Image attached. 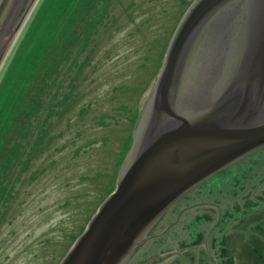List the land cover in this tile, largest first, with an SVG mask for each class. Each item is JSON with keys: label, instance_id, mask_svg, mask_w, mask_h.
Wrapping results in <instances>:
<instances>
[{"label": "rangeland", "instance_id": "1", "mask_svg": "<svg viewBox=\"0 0 264 264\" xmlns=\"http://www.w3.org/2000/svg\"><path fill=\"white\" fill-rule=\"evenodd\" d=\"M76 1L41 0L4 60L0 151L31 81L55 43L56 30ZM187 1L193 0L114 4L109 30L98 37L99 47L78 81L72 109L52 119L49 136L58 138L41 156H33L30 170L17 183V195L1 216L0 264H60L74 234L108 198L116 185L117 166L120 161L123 165L133 145V113L145 108L156 78L144 96L139 90L118 88L149 82L154 63L145 56L151 54L157 62ZM70 77L64 78L65 84ZM122 105L132 112L120 109ZM263 179L261 149L179 201L176 210L154 226L155 238L141 246L129 264H264V245L255 235L264 230ZM242 234L249 241L246 246Z\"/></svg>", "mask_w": 264, "mask_h": 264}, {"label": "water", "instance_id": "2", "mask_svg": "<svg viewBox=\"0 0 264 264\" xmlns=\"http://www.w3.org/2000/svg\"><path fill=\"white\" fill-rule=\"evenodd\" d=\"M40 0H0V69ZM116 189L60 264H125L187 192L264 147V0H195Z\"/></svg>", "mask_w": 264, "mask_h": 264}, {"label": "trees", "instance_id": "3", "mask_svg": "<svg viewBox=\"0 0 264 264\" xmlns=\"http://www.w3.org/2000/svg\"><path fill=\"white\" fill-rule=\"evenodd\" d=\"M193 1L185 3L182 16ZM115 3H121V0H77L75 8L66 14L64 23L60 29L56 30L55 43L48 51L47 57L42 62L35 78L31 81L29 90L18 108L19 111L12 120V129L8 139L3 143L0 151V207L2 208L0 223L1 216L6 214L13 198L17 195V183L22 182L23 179L21 175L31 168L33 156H41L45 150L50 148V144L58 138L57 136H49V129L53 123L52 119L55 116L61 118L72 109L77 95L75 93L78 92L79 88L78 81L86 67L93 63V56L99 47L98 37L109 30L108 24L112 17L110 12ZM133 5L131 4L125 10L128 12L129 7ZM148 22L149 20L146 19L141 24L145 26ZM102 29H104L103 33ZM167 45L157 57V62L151 54L145 56L148 62L154 63L153 73L146 85L143 86L140 81L138 86L118 89L122 91L139 90L144 96L161 70ZM68 74L71 77L69 80L67 79L68 82L65 84L64 78H67ZM120 109L128 113L132 112L125 105H122ZM140 112L141 109L137 108L133 113L132 128L134 129L141 117ZM83 113L86 111L83 110ZM121 165L122 161L117 166L115 182ZM89 179L87 178V180ZM115 187L114 183V188L110 190L108 195L114 191ZM260 204L261 202H258L257 205ZM3 210L4 213H2ZM92 216L88 219V223ZM88 223L81 227L78 234H74L68 250L71 249L75 240L82 235ZM262 234L264 235V230L255 233L261 246L264 245ZM243 243L246 244L248 241L245 240Z\"/></svg>", "mask_w": 264, "mask_h": 264}, {"label": "flooded vegetation", "instance_id": "4", "mask_svg": "<svg viewBox=\"0 0 264 264\" xmlns=\"http://www.w3.org/2000/svg\"><path fill=\"white\" fill-rule=\"evenodd\" d=\"M256 153H257V152H256ZM256 153L251 154V155H256ZM247 158H248V157H247ZM247 158H245V159H247ZM245 159H243V160H245ZM243 160L238 161V163L242 162ZM238 163L232 165L231 167L237 166ZM231 167H229V168H231ZM198 187H199V186H197V187H195L193 190L187 192L186 195L183 197V199H187V198H189L188 196H190L191 193H193L194 190L197 189ZM183 199H182V200H183ZM182 200H180V201H182ZM177 204H178V203H176L175 205H177ZM175 205H173V207H172V209L174 208L173 210H176V209H175V207H176ZM172 209H170L168 212L170 213V211H173ZM186 209H187V208H183V210H181V212L184 213V211H186ZM167 214H168V213H167ZM163 216H164V215H163ZM163 216H162V217H163ZM162 217H161V219H162ZM160 221H161V220H160ZM160 221H159V222H160ZM159 222H158V223H159ZM158 223H157V224H158ZM169 227H170V226H169ZM153 228H154V227H152V228L150 229V232L148 233L146 239L143 241L142 244L139 245V247H138L137 249L134 250V252L132 253V256L128 259V261H127L125 264H129V261H130V260L132 259V257H134V255L136 254L135 252H136L141 246H143V245L147 244L148 242H150V239L152 240V238H155L156 235H155V233H153V231H154ZM241 237H242L243 242H245V240H244V238H243V234H242ZM248 244H249V241H248V243H246L244 246H246V245H248ZM222 248H223V247H222ZM254 262H256V260H255Z\"/></svg>", "mask_w": 264, "mask_h": 264}]
</instances>
